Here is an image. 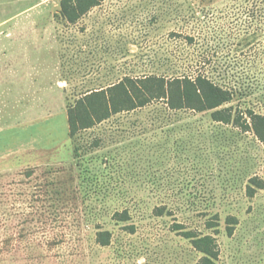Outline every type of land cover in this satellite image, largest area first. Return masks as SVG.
Wrapping results in <instances>:
<instances>
[{
	"label": "rangeland",
	"instance_id": "374dc122",
	"mask_svg": "<svg viewBox=\"0 0 264 264\" xmlns=\"http://www.w3.org/2000/svg\"><path fill=\"white\" fill-rule=\"evenodd\" d=\"M61 10L0 0V264H197L175 223L215 235L218 264H264V190L247 192L264 178V143L247 114L248 131L234 123L264 116L261 0H106L77 24ZM174 70L252 94L201 111L187 86L161 80ZM89 91L94 110L71 113ZM169 98L189 109L158 101ZM78 114L109 119L72 138ZM124 210L131 221L115 222ZM216 214L219 233L205 227ZM98 226L111 246L95 245Z\"/></svg>",
	"mask_w": 264,
	"mask_h": 264
},
{
	"label": "trees",
	"instance_id": "16d2710c",
	"mask_svg": "<svg viewBox=\"0 0 264 264\" xmlns=\"http://www.w3.org/2000/svg\"><path fill=\"white\" fill-rule=\"evenodd\" d=\"M106 0H62V10L61 15L62 17L70 24H77L80 19L91 12L92 9L98 7ZM261 3L264 7V0H261ZM264 14V10H263ZM193 42V39H189ZM179 71L174 70V74L172 77L163 76L162 81L169 80L172 83H178L180 85L187 86V100L189 102H193V100H200L205 104V108L201 111L207 110H215L222 107L225 104L232 103V101L236 97H246L252 94V89L247 87H227L226 85H220L217 83L212 77H210L207 73L198 71H187L183 72V75L179 76ZM91 91L83 94V99L77 102L76 107L70 110L78 111L79 114H87L94 110L93 104V94H97L98 92ZM90 93V94H89ZM166 100L165 97H161L160 100ZM163 102L169 110H186L189 109L188 107H184L183 104L176 105L172 102L169 98L168 101H160ZM139 107H143L140 105ZM222 111H217L215 114H220ZM70 113V114H71ZM74 117L73 115L70 116V127H71V137L75 138L77 136V132L80 129L89 130L96 126V124L103 123L104 121L108 120L109 117H102L99 121L94 123H83L82 125H78V118ZM248 116L250 120L255 123V134L259 138L261 142L264 143V135L259 133L258 129L256 128L257 120L264 121V116H261L255 113L253 110L247 111V113L241 112L239 116L235 119L234 123L242 127L240 125V119L244 121L243 127L245 131L249 128V123L247 118L245 119L244 116ZM217 122H224L222 120H217ZM226 123V121H225ZM89 182V181H88ZM257 190H264V178L255 176L251 178L250 185L247 187V192L249 196H252ZM154 213L158 217L165 216L169 214L166 206L156 207ZM208 216L209 219H206L205 227L208 230H214L215 233H219L220 227V216L218 214L214 215L211 218V215ZM112 219L117 223H127L131 221V215L128 210H124L123 212L116 211L112 215ZM238 225V219L234 216H229L227 219V233L229 236H233L235 233V228ZM126 230L130 234L136 233V226L129 225L125 227ZM172 230L178 234H180L184 239L188 240L193 248L202 254L201 259L198 261L197 264H218V260L220 257V246L218 243V239L213 234H204L196 229H189L184 224L175 223L172 226ZM113 232L107 229H104L101 226H98L95 231L94 235V243L98 247H109L113 241Z\"/></svg>",
	"mask_w": 264,
	"mask_h": 264
}]
</instances>
